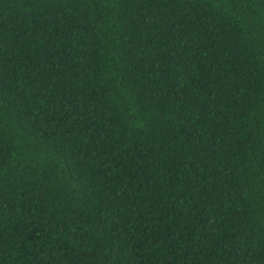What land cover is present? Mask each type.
<instances>
[{
	"label": "trees",
	"instance_id": "obj_1",
	"mask_svg": "<svg viewBox=\"0 0 264 264\" xmlns=\"http://www.w3.org/2000/svg\"><path fill=\"white\" fill-rule=\"evenodd\" d=\"M0 264H264V0H0Z\"/></svg>",
	"mask_w": 264,
	"mask_h": 264
}]
</instances>
